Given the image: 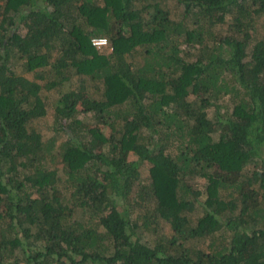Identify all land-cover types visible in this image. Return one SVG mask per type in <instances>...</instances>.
I'll return each mask as SVG.
<instances>
[{
	"label": "trees",
	"instance_id": "1",
	"mask_svg": "<svg viewBox=\"0 0 264 264\" xmlns=\"http://www.w3.org/2000/svg\"><path fill=\"white\" fill-rule=\"evenodd\" d=\"M167 1L0 0V264H264V0Z\"/></svg>",
	"mask_w": 264,
	"mask_h": 264
},
{
	"label": "rangeland",
	"instance_id": "2",
	"mask_svg": "<svg viewBox=\"0 0 264 264\" xmlns=\"http://www.w3.org/2000/svg\"><path fill=\"white\" fill-rule=\"evenodd\" d=\"M167 7L172 11V12H175V6L173 4V1H167ZM260 33L262 35H264V28H260ZM188 57L190 58L191 56H189V53H188ZM190 59H193V56L190 58ZM54 98V94L53 92H48L47 93V98L45 99V102H46V106H47V109H48V114L45 118L43 119H40L39 121V128H40V131L41 133L43 134V136L46 138L47 136L50 135V130L48 129L49 128V124L51 123V120H52V116H51V113H52V100ZM211 114V113H210ZM145 236H149L150 237V240L151 238H154L153 235H149V234H146L145 233Z\"/></svg>",
	"mask_w": 264,
	"mask_h": 264
},
{
	"label": "built area",
	"instance_id": "3",
	"mask_svg": "<svg viewBox=\"0 0 264 264\" xmlns=\"http://www.w3.org/2000/svg\"><path fill=\"white\" fill-rule=\"evenodd\" d=\"M91 43L96 48H102L108 46L107 38L102 36L92 38Z\"/></svg>",
	"mask_w": 264,
	"mask_h": 264
}]
</instances>
